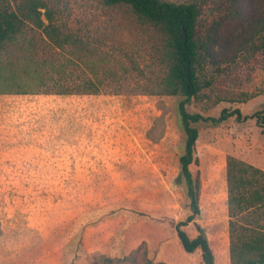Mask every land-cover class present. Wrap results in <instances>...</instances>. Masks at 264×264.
Returning a JSON list of instances; mask_svg holds the SVG:
<instances>
[{
	"label": "rangeland",
	"instance_id": "1",
	"mask_svg": "<svg viewBox=\"0 0 264 264\" xmlns=\"http://www.w3.org/2000/svg\"><path fill=\"white\" fill-rule=\"evenodd\" d=\"M40 1L83 46L57 48L27 22L0 50V264H203L176 232L191 214L179 179L186 134L182 97L159 91L162 33L126 4ZM168 1L199 13L202 90L188 110L242 114L195 124L201 214L183 226L191 237L203 227L216 264H231L228 158L264 170L254 116L264 107V0ZM237 221L241 232L264 230V206Z\"/></svg>",
	"mask_w": 264,
	"mask_h": 264
},
{
	"label": "trees",
	"instance_id": "2",
	"mask_svg": "<svg viewBox=\"0 0 264 264\" xmlns=\"http://www.w3.org/2000/svg\"><path fill=\"white\" fill-rule=\"evenodd\" d=\"M18 1V0H15ZM107 5L126 4L137 14L139 19L155 26L165 38V56L168 71L160 84V93L178 95L182 99L178 103V115L185 131V151L180 157V175L187 186L191 214L186 220L176 224V232L183 249L187 253L200 251L203 264H216L215 255L209 239L199 224V234L191 237L183 226L194 222L201 214L199 175H194L191 164L198 163L196 143L199 129L195 126L201 121L219 124L233 115L242 117L239 108H224L220 116H205L199 112H190L188 105L199 95L202 84L198 74L199 47L196 40L198 9L194 3H176L168 0H103ZM46 4L40 0H20L14 8L10 2L0 3V50L8 42L15 41L23 32L27 22H31L57 48L67 45L83 46L81 40L72 33L63 32L53 21L49 9L44 13L39 10ZM43 15L45 17H43ZM45 20L48 23H45ZM85 85L93 92H98L97 84L85 79ZM82 91V90H81ZM65 92V91H63ZM83 92V91H82ZM262 123L264 132V107L254 114ZM264 170L243 160L230 156L227 161L228 210L230 231L231 264H264V230L251 233L240 231L245 229L237 220L256 207L264 206ZM257 184L260 186L257 187ZM112 261V259H107ZM161 264V263H158Z\"/></svg>",
	"mask_w": 264,
	"mask_h": 264
},
{
	"label": "crops",
	"instance_id": "3",
	"mask_svg": "<svg viewBox=\"0 0 264 264\" xmlns=\"http://www.w3.org/2000/svg\"><path fill=\"white\" fill-rule=\"evenodd\" d=\"M225 261V259H223Z\"/></svg>",
	"mask_w": 264,
	"mask_h": 264
}]
</instances>
